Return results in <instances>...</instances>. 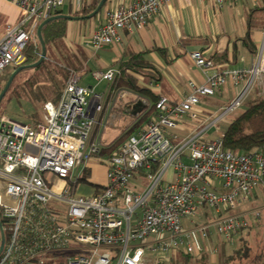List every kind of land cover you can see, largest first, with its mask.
I'll use <instances>...</instances> for the list:
<instances>
[{"label":"built area","instance_id":"obj_1","mask_svg":"<svg viewBox=\"0 0 264 264\" xmlns=\"http://www.w3.org/2000/svg\"><path fill=\"white\" fill-rule=\"evenodd\" d=\"M12 1L21 13L0 41V74L25 64L24 50L38 25L67 2ZM71 1L79 11L86 0ZM167 1L111 0L105 22L89 40L92 48L119 43L131 26L145 27ZM213 1L222 7L240 0ZM192 58L204 70L214 68L201 51H194ZM119 74V69L95 73L108 83L105 93L81 86L78 75H72L60 102L45 104V121L36 128L8 111L1 113L0 181L5 195L0 194V212L10 236L0 264H162L148 251L198 256L205 251L198 239L216 233L232 242L251 218L261 217L260 209H237L258 188L264 189V148L235 153L224 148V135L204 137L211 126L242 108L255 88L264 98V41L252 67L208 74L203 84L190 82L180 103L160 97L156 116L108 158L106 185L91 196L80 195V188L90 184V160L103 150L93 134ZM229 82L236 89L231 104L213 115L207 127L175 145L169 134L179 120L189 115L198 119L194 109L202 98L217 95ZM206 209L212 215L208 221Z\"/></svg>","mask_w":264,"mask_h":264},{"label":"crops","instance_id":"obj_2","mask_svg":"<svg viewBox=\"0 0 264 264\" xmlns=\"http://www.w3.org/2000/svg\"><path fill=\"white\" fill-rule=\"evenodd\" d=\"M65 6L62 9L65 15H68L67 12L70 10L74 11L71 0L69 8ZM20 13V7L12 0H0V41L5 35L6 28L20 19ZM105 13L95 23H88L90 18L69 22L65 45L69 54L82 65L78 72L71 71V76L78 75L81 86L105 93L108 83L96 79L95 73L120 69L121 61L127 60L129 53H146L145 57L154 70H146L147 73L150 72L147 77H139V84L148 90L147 94L128 90H118L114 93L112 90L107 93L105 108L93 134V141L102 144L111 145L121 138L132 125L154 108L160 97H167L173 103H180L190 90V82L203 84L208 74L226 69L242 70L252 67L256 56L242 41L249 29L253 32L252 41L257 50L264 41V0H240L225 3L222 7L217 6L213 0H168L162 5L161 12L145 27L131 26L121 33L122 40L119 43L94 50L89 40L94 31L105 22ZM192 37L208 38L210 41L181 44L183 40L187 41ZM159 50L164 51V54ZM194 51L203 52L206 59L228 51L229 59L226 62L213 61L214 68L204 70L192 58ZM224 89L218 93L220 96L223 95ZM213 97L202 98L195 107L194 112L198 119L194 120L189 115L179 120L178 127L169 134L175 145L211 122L216 111L207 109L203 104H218ZM147 123V121L142 122L138 132ZM219 135L224 133H211L210 136L206 134L204 138L214 140ZM103 157L108 159L110 155ZM90 165L89 163V175L92 173ZM106 183L107 179L105 185ZM99 187L103 186L90 183L81 187L78 192L80 195L91 196ZM211 218V211L206 209L205 221ZM188 222L187 224L192 226L191 222ZM214 239L218 243L222 241L219 235L211 233L209 239L202 242L207 241L210 245H214Z\"/></svg>","mask_w":264,"mask_h":264},{"label":"trees","instance_id":"obj_3","mask_svg":"<svg viewBox=\"0 0 264 264\" xmlns=\"http://www.w3.org/2000/svg\"><path fill=\"white\" fill-rule=\"evenodd\" d=\"M108 1L109 0H107V2ZM100 2L101 0H86L79 11L70 10L67 13L68 15L79 18V20L82 18H85L82 20H86V16L93 13ZM102 9L98 14L101 13ZM57 14L65 13L63 10H60L56 15ZM98 14L92 18L97 17ZM44 21L38 25L37 30ZM69 22V19H59L44 26L42 36L47 50L45 60L38 67L26 69L19 73L5 96V98L8 97L9 99L12 96L19 95V98H25L27 101L29 100L28 102L35 107V111L30 115H27L28 121L22 123L32 125L35 128L42 124L44 121L40 116V109L49 101L57 105L60 102L62 93L70 79L71 71L78 72L82 68V65L80 63L78 64L74 57L69 54L65 45L64 40L67 37ZM252 36L253 32L249 29L242 41L248 50L256 56L258 50L252 41ZM197 41L208 43L210 40L208 38L203 39L192 37L187 41L183 40L181 44L186 45L188 42V44H192ZM42 51L43 47L37 37L36 31L24 50V55L26 57L24 65L37 63L41 58ZM159 51L164 54V51ZM145 56L146 53L127 54V60L121 61L120 63V74L117 76L113 84V93L118 90H128L138 94L148 93V90L141 87L139 84V77H147L148 73H150H147L146 70H154L152 64ZM228 59L229 53L226 51L207 60L212 62H226ZM30 70H32L34 75L29 77L23 85L21 84L18 86L16 84L17 79L20 76H24L27 72H30ZM14 71L15 69H8L5 73L7 72L10 77ZM151 75L155 77L154 74ZM6 84H3L0 80V94ZM21 88H25V91ZM245 105H247L246 110L239 116L233 118L224 132V148L235 153H250L264 148V98L257 95L256 99L250 98ZM155 106L156 103L153 108L154 112L153 109H151L137 123L132 125V127L128 129L121 138L116 140L113 144L104 147L102 153L103 156L113 155L130 136L135 135L138 132L139 128L142 126V122H150L151 118L156 116ZM151 113L152 115L150 118L146 120ZM89 173L88 168L87 174L89 175ZM0 220L3 223V227H6L7 222L1 212ZM253 221L254 218H251L250 224H252ZM250 226L246 229H242L238 233L246 231ZM4 234L6 241H8L10 233L6 230ZM261 239V237L255 238L256 248L253 249L249 245V240L241 237L240 245L229 255L227 254V246L231 245V243L221 241L216 244V247L218 248L216 249V252H214L215 259H212L210 251L206 248L205 251L198 256L186 252L176 253V258L174 260L170 259L169 264H264V239ZM1 243L2 234L0 229V246Z\"/></svg>","mask_w":264,"mask_h":264},{"label":"rangeland","instance_id":"obj_4","mask_svg":"<svg viewBox=\"0 0 264 264\" xmlns=\"http://www.w3.org/2000/svg\"><path fill=\"white\" fill-rule=\"evenodd\" d=\"M69 6H70V0L68 1V4H66L65 7L69 8ZM108 6H110V0L107 2V4L102 9L101 13L98 14L97 17L88 19V23H95V21L99 20V18L101 16H103V13H105V10L108 8ZM74 11H76V10H74ZM46 53H47V50H46ZM32 75H34V73L32 72V70H30V72H27L24 76H20L21 78L19 77L17 79L16 84L18 86L21 84L23 85V83H25L26 80H28V78L31 77ZM9 78L10 77L8 76L7 72L6 73L3 72L0 74V80L3 84H6V82H8ZM22 90L25 91V88ZM256 95H258L257 88H255V90L252 94V98H254V99L257 98ZM215 96L216 97H213V99H215V101L218 104L214 103V104H203V105L207 109L215 110L216 111L214 113L215 115H220L221 113H223L224 109L226 107H228L231 104V102L234 100V98L236 96V89L234 88L233 84L231 82H229L226 89H224V91H223V95L220 96L219 94H217ZM28 101L25 98H19V95L12 96L9 99H8V97H6L1 104L0 115L2 112L8 111V112H10L11 117L13 119L20 121V122H27L28 121L27 115H30L33 111H35V107ZM246 107H247V105H244L242 108L237 110L235 113L231 114L227 118L220 121L216 126H211L207 130L208 131L207 134H209V136H210L211 133L212 134H214L216 132L224 133L226 131V129L228 128L230 121L233 118L242 114L246 110ZM39 112H40V116H41L42 120L45 121L46 112H45L44 107H42ZM211 120H213V118H211ZM205 127H207V125H205ZM97 143L101 147H106L108 145V144H102L101 142H97ZM107 161H108V159H106L105 157H103L101 155L93 157L90 160L89 163L91 164L90 166L92 168V173H91V175L87 176V180L89 183H92L93 185L105 186V182H106L107 174H108ZM0 194L5 195V186L3 183H1V181H0ZM254 209H260L261 210V217L257 220H254L253 223L250 224L251 226L249 229H247L244 232L238 233L234 237V240L232 242H229V243H231V245L227 246V254L228 255L233 253V250H235L240 245L241 237L249 240V245L253 249L256 248V243H255L256 237H259V238L261 237L262 238L261 240L264 239V189H262V188H258L255 191V194L252 195L249 200H247L245 202H241L238 206L237 212H239V213L248 212V211H252ZM187 223H189V222L188 221L186 222V229H188V230L192 229V226L188 225ZM154 238L155 237H151L149 239V241L153 240ZM217 239L220 240L219 238H217ZM202 241H203L202 239L201 240L198 239L199 244L205 245L206 249H208V251H210L212 258L214 259L215 258L214 250H215L216 244L218 242L215 241V239H214V241H213L214 245H210L209 242H207V241L202 242ZM177 254L173 253L171 258H170L169 254L166 252H162V251L149 252L148 251V255L151 258L162 261V264H169L170 259L174 260L177 256Z\"/></svg>","mask_w":264,"mask_h":264},{"label":"water","instance_id":"obj_5","mask_svg":"<svg viewBox=\"0 0 264 264\" xmlns=\"http://www.w3.org/2000/svg\"><path fill=\"white\" fill-rule=\"evenodd\" d=\"M106 2H107V0H101V2L98 5L97 9L93 13H91L90 15L86 16V18H92L93 16L97 15L98 12L103 8V6L105 5ZM59 19H69L70 21H73V20H77L79 18H77L75 16L65 15V14H57V15L45 20L39 26V28L37 30V37L40 40V42L42 44V47H43L41 58H40V60L37 63L30 64V65H23V66L15 69V71L12 73V75L8 79V82H7L6 86H5V88L3 89L2 93L0 94V106H1V104H2V102L4 100V98H5L8 90L10 89L11 85L13 84L15 78L19 75V73H21L23 70H26V69L36 68L45 60V58H46V46H45V43H44V40H43L42 30H43L44 26H46L50 22L55 21V20H59ZM0 229H1V234H2V243H1V246H0V254H1L2 251H3V248H4V244H5V234H4V230H3V223L1 222V220H0Z\"/></svg>","mask_w":264,"mask_h":264}]
</instances>
